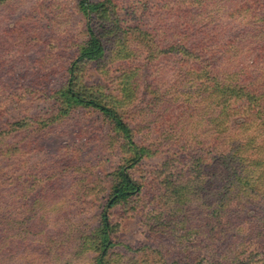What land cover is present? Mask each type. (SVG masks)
<instances>
[{
	"label": "rangeland",
	"instance_id": "374dc122",
	"mask_svg": "<svg viewBox=\"0 0 264 264\" xmlns=\"http://www.w3.org/2000/svg\"><path fill=\"white\" fill-rule=\"evenodd\" d=\"M84 1L0 0V264H97L102 206L134 155L99 109L61 112L59 90L95 13ZM109 7L111 21L152 41L129 31L105 42L82 77L96 95L116 96L120 67L138 71L123 116L149 149L129 169L140 196L111 215L107 261L233 264L219 250L231 240L225 254L260 253L264 264V0ZM248 85L253 104L240 94ZM184 152L200 160L198 174L176 170L164 188L163 163L177 166Z\"/></svg>",
	"mask_w": 264,
	"mask_h": 264
},
{
	"label": "trees",
	"instance_id": "16d2710c",
	"mask_svg": "<svg viewBox=\"0 0 264 264\" xmlns=\"http://www.w3.org/2000/svg\"><path fill=\"white\" fill-rule=\"evenodd\" d=\"M85 1L88 3L89 8L95 11L93 16L88 18V24L86 28L88 39L76 52L73 65L69 69L70 73L68 75V83L61 90H59L60 95L57 98L61 99L60 105L63 106L61 109V112L63 111V113H68L69 108L72 105H78L80 103L86 105L88 108L91 107L99 109V111L111 121L115 129L119 132V135L122 137V144L120 145L122 151L128 152L132 150L131 152L134 154L131 159H128L129 163L127 162V165L122 166L116 173L117 183L114 185L111 193L107 195L106 201L102 206L99 216V225L96 229V236L99 241L98 247L96 249L99 252L97 264H109V261H107L106 257L109 253L110 246L113 244L112 236L116 237L118 227V225L115 224L113 220H111V215L113 214L114 209L126 205L129 201L134 202L135 198L140 196L142 192V185L129 171V169L139 165L144 154L149 153V149L136 142L134 138L135 130L123 116L126 106L132 102L133 92H135L139 83L138 79H136L138 76V71L125 66L120 67L119 70L122 72L121 76L117 79L119 80V83L117 85L118 94L116 96H105L103 94L96 95L98 93H96L93 89L89 90L86 86H83L82 77L85 74L87 66L90 62L94 60L97 61L96 63L100 62V58L105 54V50L107 49L104 44L105 42L108 43L113 38L115 41H124L126 34L130 35L129 31L134 36H144L143 42H145V44H149L152 40L147 33L145 35L138 28H136V30L125 29L124 25L118 23V20L111 21L110 16L108 15L110 12L109 5L111 4V0L98 2H95L94 0ZM136 31H138L140 34L136 33ZM252 86L248 85L247 87H242L240 89L241 97L246 103L249 102L250 104H253L256 99V95L251 91ZM99 96H103V98L100 99ZM121 110H123V113ZM197 152L203 154V151ZM181 156L182 157L178 159L180 164L178 163V165H175V167L173 164L175 161L170 160L163 163L162 174H164V179L161 183L164 184V188H168L173 184L171 183V178L176 175V170H178V172H180V170H185L194 174H198V166L200 165L198 161L200 160L196 159V156H192L191 153L184 152L181 154ZM200 159L202 160L203 158L200 157ZM201 164L203 166L206 165V159H203ZM239 193L240 190L238 187H236L233 194L238 196ZM232 214L235 217H241L239 212H233ZM237 225L238 224L232 223L230 226L235 228ZM226 226L227 224H223V227ZM149 228L151 234L156 235L158 228H160V224L150 225ZM154 235L150 237L155 239L157 236ZM237 235L238 234L236 232L233 233L231 235L232 239H234ZM230 242L227 245L226 242H224L225 244H222L219 249L222 252V256L229 262L233 264H256L260 262V259H257V257L259 258L260 253H251L247 257H242V254L237 255L236 251L231 252V256L225 254V248L232 245Z\"/></svg>",
	"mask_w": 264,
	"mask_h": 264
}]
</instances>
